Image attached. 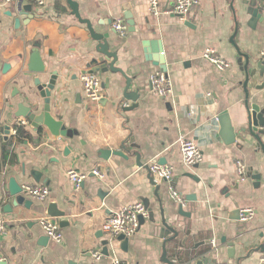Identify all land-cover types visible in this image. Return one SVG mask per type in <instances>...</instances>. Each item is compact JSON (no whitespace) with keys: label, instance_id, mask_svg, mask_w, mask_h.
<instances>
[{"label":"crops","instance_id":"obj_1","mask_svg":"<svg viewBox=\"0 0 264 264\" xmlns=\"http://www.w3.org/2000/svg\"><path fill=\"white\" fill-rule=\"evenodd\" d=\"M44 1V6L25 2L32 11L21 14L17 7L7 8L12 2L0 0V211L8 222L0 238V264H113L115 258L129 264H169L164 245L170 234L163 219L170 227L179 224L180 242L187 235L190 246L212 241L211 251L198 257L189 253L181 264H264V153L256 150L251 136L245 140L238 136L241 120H247L245 59L239 52L251 58L250 70L258 60L264 61V22H251L243 5L249 0H202L186 21L165 13L152 15L148 0H72L81 18L107 39L110 53L118 56L115 68L133 80L130 92L139 94V106L133 111L123 110L133 104L123 99L124 75L97 72L109 63L91 66L102 57L96 50L100 43L75 16L69 0ZM159 2L162 11L172 4ZM126 12L133 16L135 31L128 26L127 36L121 37L113 25L120 18L127 23ZM160 47L172 90L165 100L151 87V76L159 72ZM207 48H214L231 68L222 72L204 59ZM34 51L45 67L44 75L30 70ZM5 65L10 66L6 71ZM53 73L58 78L51 92V114L77 131L73 138H55L45 127L37 130L28 118L16 117L19 105L35 114L43 111L44 99L35 81L47 83ZM88 73L102 80L99 102L86 98L82 77ZM248 89L259 95L256 102L262 105L264 91H256L252 81ZM225 115L236 143L229 144L231 136L226 138L219 121ZM23 121L27 125H21ZM3 126L10 128L9 137L2 134ZM17 128L28 137L18 140L13 134ZM181 138L200 147V164L184 165ZM101 150L122 152L126 158L112 154L102 159ZM163 160L174 168L170 183L157 181L147 168ZM237 162L244 164L246 175L253 169L261 176L260 188L246 175L240 180ZM69 170L87 175L79 190L68 179ZM35 172L41 174L40 182L32 176ZM12 178L21 187L45 186L50 194L40 201L22 193L29 207L10 210L7 205L16 199L9 196ZM153 181L160 186L158 191ZM171 188L187 199L189 218L178 216ZM138 202L145 204L149 216L124 250L122 242L102 227L114 212ZM52 205L65 212L66 227L48 215ZM244 208L256 210L255 218L248 223L233 220ZM43 218L58 224L60 243L46 235L40 224ZM96 250L102 252L101 260L92 256Z\"/></svg>","mask_w":264,"mask_h":264},{"label":"water","instance_id":"obj_2","mask_svg":"<svg viewBox=\"0 0 264 264\" xmlns=\"http://www.w3.org/2000/svg\"><path fill=\"white\" fill-rule=\"evenodd\" d=\"M24 0H18L16 2H12L10 4H7V8L11 9L14 7H17V11L21 14L24 12H31L32 6L28 4H24ZM70 6L73 10V13L75 16L79 19L81 23H84L88 26V29L90 30L92 37L95 41L99 42L100 45L96 48L97 52L102 55L99 59H96L92 62L91 66H96L98 64H105L109 63V66L103 69H97V72L100 73H106V72H112V73H121L126 76L125 73L115 68V64L118 61V56L114 53H110L109 51V44L107 39L103 37V35L96 34L91 26V23L87 20H83L79 14L78 6L72 1L69 0ZM244 6H247L246 14L247 16L251 17V22H264V10L263 5L261 4L260 0H249L245 3H243ZM12 13H10L11 15ZM125 18L127 20L128 26L130 27L129 31L133 32L135 31V22L133 19V16L130 12H126ZM20 21H17V24H19ZM191 26L190 24H187ZM160 46V45H159ZM37 48H39L37 46ZM240 56L241 59H245V63H243V71L245 73V82L243 84L245 93H246V109H247V120H241V127L238 131V136L241 137L243 140H245L248 136H251L256 141V150H262L264 153V101L262 102V105L257 103L256 100L260 99L259 95H252L248 89L249 83L252 81L255 85V90L258 92L264 91V61L258 60L255 68L250 70L249 65H251V58L248 55H245L241 52ZM156 59V57H155ZM159 72L160 73H167L166 63L164 62V52L159 48ZM158 59V60H159ZM113 60V61H112ZM242 62V60H241ZM10 68L9 65H5L4 69L5 71ZM30 70L32 72L44 75L46 73L45 67L42 63V60L39 56L38 51H34L31 57L30 61ZM57 74L53 73L47 83H42L41 79H37L35 81V85L40 93V96L44 99V109L41 113L35 114L32 112L31 108L24 107L23 105H19L18 107V114L17 118H28L29 121L32 123L33 127L35 129H39L40 127H45L52 136L55 138L65 137V138H73L74 135H78L77 131L67 129V127L64 125L62 121H59L55 119L51 114V107H50V99H51V92L54 90L56 81H57ZM126 79V86L124 88L123 92V99L126 101H130L133 104L129 107H124V111H133L134 109L138 108L139 106V94L138 92H130L131 87L133 85V80L130 78L125 77ZM164 99V98H162ZM262 99V98H261ZM165 100V99H164ZM220 123H222L224 133L228 134L226 138H231L228 140L229 144L236 143L237 141V135H235L231 123L228 120V116L225 115L224 118L219 119ZM2 134L5 136L10 135V128L3 126L1 130ZM230 134V135H229ZM112 154L118 155L121 157H125L124 153L118 152V151H110V150H101L99 151L100 158L107 159ZM126 158V157H125ZM138 162L140 157L137 156ZM160 165H165L166 161H159ZM148 168V167H147ZM149 170V169H148ZM32 176L37 182H40L41 174L39 173H33ZM247 178L250 181H255V187L260 188L262 185V179L261 176L258 174H255L253 169H249L247 171ZM191 179H194V176L189 175ZM154 185L156 186L157 191L160 189V186H158L154 181ZM22 187L17 183L15 179H10L9 181V196L12 198H16L12 205H7V208L9 207L10 210L12 206H19V205H25L26 208L29 207V202L26 200V198L22 195ZM158 195V193H156ZM177 213L179 217L183 218H189L191 214L185 209H183L180 206H177ZM237 215V218H233V220L240 222V210L236 211L235 213ZM48 215L51 218H55L62 228L66 227L68 225V219L66 218V214L63 211H59L56 205H52L48 209ZM164 216V215H162ZM144 221V219L141 218V223ZM163 224L165 228L168 230L170 236L165 239V245H164V259L169 262V264H181L186 260V256L189 255V253L193 254V256L198 257L201 253L211 251V245L212 241L211 239L206 241H200L195 243L194 245L190 246L189 243L191 242L188 239V235L186 238L181 240V234L179 231V224L175 227H170L168 224H166V219H163ZM118 241L122 242V248L126 250L129 239L125 238L123 236L118 237ZM105 246L104 254L108 255V242L103 243ZM230 248L233 249V244L230 245ZM261 250L264 251V246L261 247ZM169 254H171V259L169 258ZM194 257V258H195ZM229 257H233L232 253L229 254Z\"/></svg>","mask_w":264,"mask_h":264},{"label":"built area","instance_id":"obj_3","mask_svg":"<svg viewBox=\"0 0 264 264\" xmlns=\"http://www.w3.org/2000/svg\"><path fill=\"white\" fill-rule=\"evenodd\" d=\"M10 2H16L18 0H7ZM36 2L39 6H44V0H24V2ZM172 4L165 11L160 8L159 0H148L149 9L152 15L159 16L162 13L177 16L182 21H186L191 11L200 5L202 0H171ZM264 10V6H263ZM114 30L121 36L126 37L128 34V25L124 19H117L113 25ZM203 58L216 66L220 71H227L231 68L232 64L223 59L214 48H207L203 53ZM264 57V52L262 53ZM82 83L86 98L91 102H99L103 98L101 83L102 80L99 75L88 73L82 77ZM152 92L161 97L168 98L171 95V83L167 75L164 73H156L151 76ZM21 125L25 126L27 123L23 121ZM16 131L13 132L16 135ZM180 153L183 159L184 165L187 167H194L200 164L203 160V154L200 147L194 140L188 138H181L179 141ZM149 172L159 182L170 183L174 178V168L169 165H160L153 163L148 166ZM237 173L240 180L245 179L246 168L242 162H237ZM93 174L97 177L103 178L99 171H93ZM68 179L74 184L76 190H79L86 180L87 175L80 174L75 170H69L67 173ZM22 192L25 195L37 199L40 201L46 200L50 194V190L41 185H24L22 186ZM170 198L178 206L183 209L187 208L188 201L185 196L178 190L171 188ZM257 212L252 208H244L240 210V221L248 223L252 221ZM149 211L144 203L138 202L130 206H126L116 212H114L103 224L102 230L108 234L111 238H118L123 236L125 238H131L136 235L141 228V218H147ZM40 224L43 227L46 235L52 241L60 243L63 240V234L58 224L51 218L40 219ZM8 228V222L3 217L0 211V238L6 234ZM92 256L96 260H101L103 254L100 250H96L92 253ZM113 264H129L128 262L115 258ZM215 264H227V263H215Z\"/></svg>","mask_w":264,"mask_h":264},{"label":"trees","instance_id":"obj_4","mask_svg":"<svg viewBox=\"0 0 264 264\" xmlns=\"http://www.w3.org/2000/svg\"><path fill=\"white\" fill-rule=\"evenodd\" d=\"M28 137L26 132L22 128H17V138L18 140H24ZM9 150L6 151V158L9 157Z\"/></svg>","mask_w":264,"mask_h":264}]
</instances>
